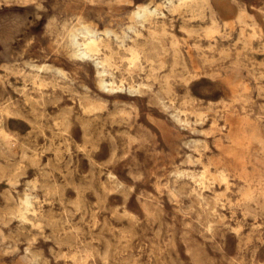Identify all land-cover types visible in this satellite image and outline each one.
<instances>
[{
  "label": "rangeland",
  "instance_id": "374dc122",
  "mask_svg": "<svg viewBox=\"0 0 264 264\" xmlns=\"http://www.w3.org/2000/svg\"><path fill=\"white\" fill-rule=\"evenodd\" d=\"M185 1L0 0V264H264V0Z\"/></svg>",
  "mask_w": 264,
  "mask_h": 264
},
{
  "label": "bare ground",
  "instance_id": "6f19581e",
  "mask_svg": "<svg viewBox=\"0 0 264 264\" xmlns=\"http://www.w3.org/2000/svg\"><path fill=\"white\" fill-rule=\"evenodd\" d=\"M169 1H173L174 2V0H169ZM184 2H186L185 0H183ZM189 1V0H188ZM178 7V6H177ZM156 11V9H154V10H151L150 8H149V6H144V5H142V6H138L137 7V9L135 10V12H134V15L135 16H137V17H140V16H142V15H147V14H152V13H154ZM107 33H109V32H107ZM86 34L88 35V41H86V40H84V41H80L79 40V38H78V36H76V34H74L73 36V45L76 47V51H77V53L80 55V56H82V57H88V58H93L92 57V52H93V48L94 47H98V43H99V40H100V37L98 36V34H97V32L96 31H90V30H87L86 31ZM83 35L84 36H86L85 35V33H83ZM258 35V34H257ZM178 39V38H177ZM216 41V40H215ZM153 44V43H152ZM181 44V43H180ZM217 45V44H216ZM114 46V45H113ZM224 46V45H223ZM230 49V48H229ZM206 52V51H205ZM233 53V52H232ZM234 58V57H233ZM245 58V57H244ZM94 60V59H93ZM249 60V59H248ZM108 60L107 59H101V58H99V57H97L96 59H95V64H96V66L98 67V75H99V84H100V86L103 88V89H105V90H107V91H109V92H111V91H115V90H117V89H123V91H124V86H123V84H122V86L120 87V86H115V82L114 81H116L115 79H114V81H107L106 79H105V74H107V72H108V69L110 70V68H107L108 67V65L106 66V62H107ZM233 62V61H232ZM224 63V62H223ZM247 64V63H246ZM257 66V65H256ZM249 67V66H248ZM180 71H182V70H180ZM253 71V70H252ZM109 73H111V72H109ZM206 73V72H205ZM204 73V74H205ZM25 74V73H24ZM56 75V74H55ZM109 75V74H108ZM111 75V74H110ZM27 76V75H26ZM29 76V75H28ZM113 78V77H112ZM5 79V78H4ZM34 80V79H33ZM185 82V81H184ZM117 83V82H116ZM130 84V83H129ZM52 85V84H51ZM72 85V84H71ZM119 85V84H118ZM53 86V85H52ZM38 87V86H37ZM138 89H139V87H138ZM137 89V90H138ZM136 89L134 88V86H129L128 87V91H130V93L132 92H134ZM139 91V90H138ZM137 91V92H138ZM136 92V93H137ZM25 93V92H24ZM78 95V94H77ZM33 97V96H32ZM41 98V97H40ZM43 98V97H42ZM55 99V98H54ZM53 99V100H54ZM61 99V98H60ZM31 100V99H30ZM56 100H57V98H56ZM90 100V99H89ZM246 100V99H245ZM50 101V100H49ZM241 101V100H240ZM45 102V101H44ZM83 102H84V100H83ZM28 103V102H27ZM80 106H81V104H80ZM85 106V105H84ZM209 106V105H208ZM43 107V106H42ZM65 110V109H64ZM114 111H116V110H114ZM35 112V111H34ZM128 113V112H127ZM125 114V113H124ZM100 115H102V114H100ZM118 116H120V115H118ZM107 117V116H106ZM120 118V117H119ZM111 119V118H110ZM85 120V119H84ZM126 120V119H125ZM66 123V122H65ZM96 123H98V122H96ZM111 124V123H110ZM101 126V125H100ZM103 130V129H102ZM88 131H89V129H88ZM122 133V132H121ZM124 134V133H123ZM250 134V133H249ZM255 135V134H254ZM253 135V136H254ZM257 135V134H256ZM255 135V136H256ZM109 136V135H108ZM102 137V136H101ZM258 137V136H257ZM63 138V137H62ZM112 138V137H111ZM254 138V137H253ZM256 138V137H255ZM254 138V139H255ZM60 139V138H59ZM99 139V138H98ZM114 142V141H113ZM147 142V141H146ZM16 143V142H15ZM23 146H24V144H23ZM95 147V146H94ZM39 151V150H38ZM93 151V150H92ZM114 152V151H113ZM41 158V157H40ZM114 158V157H113ZM60 161V160H59ZM57 163V162H56ZM107 165V164H106ZM205 165V164H204ZM66 166V165H65ZM203 166V165H202ZM93 174V173H92ZM25 175V174H24ZM3 177V176H2ZM46 178V177H45ZM47 181V180H46ZM71 181H73V180H71ZM30 183V182H29ZM77 184V183H76ZM48 185V184H47ZM87 185V184H86ZM59 186V185H58ZM112 186V185H111ZM59 188V187H58ZM110 188V187H109ZM91 189V188H90ZM61 192H62V190H61ZM58 193V192H57ZM63 194V193H62ZM124 194V193H123ZM185 194V193H184ZM4 196V195H3ZM26 196V195H25ZM126 196V195H125ZM14 198V197H13ZM23 198V197H22ZM25 198V197H24ZM102 198V197H101ZM145 199V198H144ZM104 200V199H103ZM8 201V200H7ZM101 201V200H100ZM23 202H25L26 204H29V199H24V201ZM99 204V203H98ZM82 207V206H81ZM40 208V207H39ZM83 208V207H82ZM104 208V207H103ZM105 210V209H104ZM92 211V210H91ZM201 213V212H200ZM220 214V213H219ZM136 215V214H135ZM202 215V214H201ZM149 217V216H148ZM156 217V216H155ZM202 217V216H201ZM134 218V217H133ZM48 219V218H47ZM53 219V218H52ZM80 222V221H79ZM140 222V221H139ZM59 223V222H58ZM73 224H75L74 222H73ZM240 224V223H239ZM90 225V224H89ZM104 225V224H103ZM81 226V225H80ZM83 228V227H82ZM77 229V228H76ZM79 230V229H78ZM133 231V230H132ZM61 232V231H60ZM131 232V231H130ZM12 233V232H11ZM257 233V232H256ZM225 234V233H224ZM59 236V235H58ZM79 236V235H78ZM14 238V237H13ZM133 240V239H132ZM20 241V240H19ZM91 241V240H90ZM244 241V240H243ZM250 241V240H249ZM127 242V241H126ZM83 244V243H82ZM257 245V244H256ZM221 246V245H220ZM87 247V246H86ZM156 248V247H155ZM98 249V248H97ZM157 250V249H156ZM29 252V251H28ZM155 254V253H154ZM140 255V254H139ZM157 257V256H156ZM29 260V259H28ZM31 260V259H30ZM163 261V260H162ZM49 263V262H48ZM75 263V262H74ZM107 263V262H106ZM172 263V262H171ZM233 263V262H232Z\"/></svg>",
  "mask_w": 264,
  "mask_h": 264
}]
</instances>
